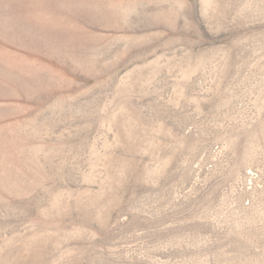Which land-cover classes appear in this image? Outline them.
Returning <instances> with one entry per match:
<instances>
[{
	"label": "rangeland",
	"instance_id": "374dc122",
	"mask_svg": "<svg viewBox=\"0 0 264 264\" xmlns=\"http://www.w3.org/2000/svg\"><path fill=\"white\" fill-rule=\"evenodd\" d=\"M0 264H264V0H0Z\"/></svg>",
	"mask_w": 264,
	"mask_h": 264
}]
</instances>
